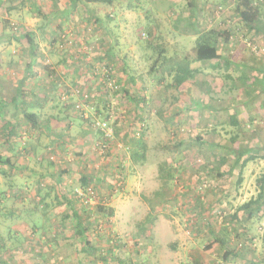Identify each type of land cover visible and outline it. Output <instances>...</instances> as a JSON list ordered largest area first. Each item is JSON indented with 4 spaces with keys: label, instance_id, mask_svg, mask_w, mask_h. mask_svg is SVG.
Masks as SVG:
<instances>
[{
    "label": "rangeland",
    "instance_id": "1",
    "mask_svg": "<svg viewBox=\"0 0 264 264\" xmlns=\"http://www.w3.org/2000/svg\"><path fill=\"white\" fill-rule=\"evenodd\" d=\"M69 1L6 0L13 8L0 11V95L11 97L23 80L43 97L36 111L51 130H19L24 148L16 160L23 169L12 176L18 191L9 188L11 178L0 176V264H79L78 246L60 239L70 235V220L62 234L56 231L57 244L46 236L63 210L54 203L55 191L44 195L49 177L39 179V172L52 169H67L62 185L80 194L81 174L102 177L77 202L90 198L92 212L97 203L113 210L92 220L88 239L96 252L81 264H118L117 258L127 264H247L222 260L214 238L223 231L228 246L249 243L264 257V219L241 213L231 219L239 204L256 196L264 159L240 169L233 166L236 157L219 147L239 129L240 148L264 145V80L241 64L264 65V33L248 32L231 0H193V6L190 0H114L67 14ZM260 9L264 15V5ZM212 28L230 32L228 41L217 42L216 67L201 65L179 89L159 68L151 70L158 46L167 57L181 58L194 47L196 31ZM25 30L35 33L29 68L28 43L15 39ZM124 89L140 99L129 101ZM207 106L218 109L216 115ZM2 125L0 120V137ZM198 132L211 145L194 143ZM56 133L64 143L52 138ZM138 133L147 150L144 162L135 164L130 154ZM159 170L172 176L160 180ZM22 228L26 238L18 235Z\"/></svg>",
    "mask_w": 264,
    "mask_h": 264
},
{
    "label": "trees",
    "instance_id": "2",
    "mask_svg": "<svg viewBox=\"0 0 264 264\" xmlns=\"http://www.w3.org/2000/svg\"><path fill=\"white\" fill-rule=\"evenodd\" d=\"M12 1L14 0H9V2ZM233 1V11L237 16V19L245 25L247 31L253 34L263 33L264 18H262L259 7L253 2V0ZM113 2L114 0H70L68 8L66 7L64 12H68L67 14H70L78 6H81L85 9L87 8L88 4L91 3H103L110 5L113 4ZM188 3L191 4V1H188ZM12 8L13 7L6 5V0H0V11L4 10V12L6 13L10 12ZM38 14L42 18L45 17L44 14L40 11ZM95 20L99 24H101L102 22L100 17H96ZM3 23L5 25L8 24V20L4 19ZM196 35L197 36L195 39L194 47L190 52H188L181 58H175L173 56L167 57L166 55H164V48L162 46L157 47V57L153 61L154 65L151 67V70L156 67L157 69H160L162 74L166 73L168 76H170L172 81L169 86L172 88L179 89L185 82L192 79L194 77V74L200 70L201 65L216 67L217 64H212L211 61H215L219 58L217 42L228 41L230 32L229 30L224 28H212L203 32H200L198 30L196 31ZM22 38H24L28 43L29 54L32 57V59L27 63V67L29 68V66H31L32 62H34L36 58V43L34 42L35 33L32 30H25L20 33V35H18L15 39L20 40ZM108 53V49L106 48V54ZM157 63H159L158 66H156ZM241 64L249 68L251 67L253 70L261 72L262 78L264 80V65H262L261 67L259 66L260 68L256 67V69L244 62H241ZM101 80L102 79L98 80L97 82L98 87H101L103 84V81ZM247 88L251 87L247 86ZM124 91L129 101H138L140 99L137 95L129 92L128 90L124 89ZM249 92H251V89H247V99L248 101L252 102L255 97L253 94L250 96ZM142 99L144 100V98ZM43 100V97L39 96L33 90L26 89L23 85V80L22 82L19 81L17 88L15 89V93L11 97L5 98L0 95V120H2L3 124L5 125V127L2 129L3 134L0 137V176L11 178L12 182L10 183L9 188L15 192L16 190L18 191V188L20 187L17 184L13 183L15 177L12 176L14 174L16 175L17 172H20L23 169V166L16 160L22 155V150L24 148V146L21 145V141L18 140L21 136L19 130L22 129L23 131H30L32 130V128H34L37 129V131L39 129L43 130L44 133H50L51 131L49 125H46L48 123L45 122L44 119H41V116L36 111V109L38 110L39 108H41V106H43ZM207 107L211 108L210 112L212 116L216 115V113L218 112V109L212 108L211 106ZM229 118L230 123L233 125V127H238L239 129V121L237 120L236 116L230 115ZM4 125H2V127ZM241 132L242 131L240 129L238 131L233 130L227 140L224 142V145H219V147H222L228 153H231L234 157H236V161L233 166L239 163L240 169H242L250 160H254L256 158L264 159V145L243 148H240L238 146V143L240 142L239 137L241 135ZM56 134L57 136L54 135L52 138L55 137L57 141L62 142L63 134ZM138 134V137L134 139L135 142L134 145H132L134 147L133 149H131L132 151L130 154V160L135 164L144 162L145 152L147 150L146 143L143 140V135L141 133ZM203 137V133L198 132L192 140L197 145H211L207 141H205ZM20 145L21 147L18 148V146ZM7 152H9V154ZM27 154L32 155V153L28 151ZM246 154L249 155L247 157H244V155ZM47 165L53 167L55 165V161L48 160ZM65 172H67V169L60 171H55L54 169H52L49 172H39V179H43L44 176H48V180L50 179V183L48 184L49 188L44 193V195L49 194L52 190L55 191L54 195L57 201H54V203L63 207L60 218L58 220L59 223L57 222L55 230L52 234L46 233V236L48 242H54L55 244H57L55 242L56 239L59 238L56 237L57 232L59 231L60 234H62L61 228L63 229L64 227H66L68 220H70L72 223L70 235H62V238L60 239L63 241V243L65 242V244L71 241L76 246H78L77 253L78 255H81L78 258V261L79 264H81L82 258H84L85 255H88L89 257L96 252V246L88 239V234L93 228V225L91 226L92 220H100L101 216L103 215H112L113 210L110 207L107 208L97 203V205L95 206L96 210L94 209L95 211L92 212V210H89L90 198H85L80 203L77 202L80 197L82 198L84 192H86L87 187L90 184H92L93 187L99 185L102 182V177L98 178V176L94 177L93 175L89 176L81 174L78 179L79 188L82 191V194H80L77 193V191H74L72 187L62 185L61 177ZM219 175L223 174L219 173ZM171 176L172 173L170 170H167V172L165 173L159 170L160 180L165 181L166 179H170ZM257 180L259 185L256 196L251 197L247 201L239 204L234 209L231 215V219L238 221L240 219V213L244 215L248 220L264 219V173H262V175H260ZM239 181H241V177H239ZM38 193L40 194V190L36 191V194ZM197 203L200 204L202 202L198 200ZM13 213L14 210L10 211L11 215ZM198 213L199 212H197V214ZM36 228L38 227L36 226ZM42 229L43 228H40V230ZM228 236L229 233L223 231L214 238V240L219 243L220 249L223 252L222 260L224 262L232 259L240 260L246 262L247 264H264V257H257V255L254 254L253 249L249 248V243L248 245H246L245 243H240L238 246H228L226 244ZM262 239L264 240V231L262 232ZM58 241L60 242V240ZM55 247L59 248L60 245H55ZM116 261H118V264H127L118 258L116 259Z\"/></svg>",
    "mask_w": 264,
    "mask_h": 264
},
{
    "label": "crops",
    "instance_id": "3",
    "mask_svg": "<svg viewBox=\"0 0 264 264\" xmlns=\"http://www.w3.org/2000/svg\"><path fill=\"white\" fill-rule=\"evenodd\" d=\"M191 1V0H190ZM205 1V0H204ZM232 1V3L234 4V1L233 0H231ZM253 2L259 7V10H260V12H261V9H260V6L261 5H264V0H253ZM190 3V2H189ZM188 3V4H189ZM190 6H193L194 5V3H193V0L191 1V4H189ZM261 16L264 18V15L262 14V12H261ZM264 33V32H263ZM262 34V33H261ZM255 35H259V34H255ZM188 82V81H187ZM187 82H185L184 84H187ZM184 84L180 87V88H182L183 86H184ZM25 228H22L21 230H20V232H18V235H24L25 236V231H22V230H24ZM28 232V231H27ZM25 238H26V236H25Z\"/></svg>",
    "mask_w": 264,
    "mask_h": 264
}]
</instances>
